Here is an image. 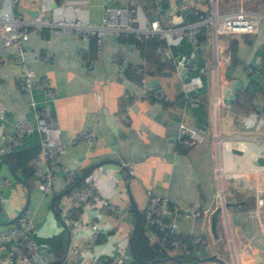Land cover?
I'll use <instances>...</instances> for the list:
<instances>
[{
  "label": "crops",
  "instance_id": "crops-1",
  "mask_svg": "<svg viewBox=\"0 0 264 264\" xmlns=\"http://www.w3.org/2000/svg\"><path fill=\"white\" fill-rule=\"evenodd\" d=\"M109 3L134 8L140 18L132 22L133 27L169 16L174 23L176 15H184V23L192 19L188 12L184 14L180 0H165L166 10L157 0H19L15 5L0 0V14L9 12L29 32L21 49L5 45L0 36V98L5 104L0 120V230L29 208L38 241L33 261L59 263L67 252L69 233L60 205L68 189L63 174L50 191L43 192L36 169L27 177L18 163L20 158H11L4 150L6 135L26 116L51 127V137L65 147L63 161L72 167L81 165L85 170L82 181L91 178L99 185L81 223L75 230L71 228V239L82 238L96 227L100 234L92 246L76 255V261L108 255L121 258L119 264H136L130 241L134 230L126 233L115 227L113 211H95L97 205L112 201L137 227L141 215L149 242L158 243L157 250L170 256L143 264H223L205 258L213 253L228 264H264V205L258 203V196L264 194V128L241 118L264 110V75L260 71L264 64V0H218V10L223 13L243 4L259 15V28L255 33L219 34L215 39L213 28L204 27L199 41L202 51L193 58L202 70L194 75L201 76L203 85L191 90L183 88L175 59L178 54H192L195 47L188 37L169 43L157 35L137 37L134 30H128L109 35L99 44L94 36L56 34L52 27L33 24L37 17H81L98 24ZM200 7L207 11L210 0ZM115 49L124 59L122 65L112 61ZM47 51L51 52L48 57ZM20 58L36 70L37 79L47 76L52 80L54 99H47L40 88L30 93L19 88L23 75ZM249 65L254 67L251 72ZM142 77L148 84L157 79L169 99L145 97ZM231 79L238 80L240 87L233 89L234 99L228 101L222 87ZM245 88L252 93L247 98ZM244 98L251 99L252 107L241 111L236 100ZM123 112L127 120L122 118ZM182 124L201 130L204 141L181 149L179 140L186 135ZM84 126L95 128L96 144L74 140ZM42 135L38 129L23 135L16 149L36 147L40 151ZM2 178L10 182L3 183ZM116 182H121L120 188L115 187ZM148 187L167 195L172 206L204 209L197 216L172 215L178 234L206 238L202 246L190 251L196 261L183 262L180 254L162 248L151 237L142 213ZM219 187L224 199L216 196ZM16 241L8 235L0 243V264Z\"/></svg>",
  "mask_w": 264,
  "mask_h": 264
},
{
  "label": "built area",
  "instance_id": "built-area-1",
  "mask_svg": "<svg viewBox=\"0 0 264 264\" xmlns=\"http://www.w3.org/2000/svg\"><path fill=\"white\" fill-rule=\"evenodd\" d=\"M11 5H15L19 0H9ZM161 1V0H157ZM206 0H180V7L189 10L192 15L187 23L174 24L173 19L169 16L162 19L147 21L145 26L139 25L133 27L132 22L140 18L134 8L126 5L111 4L105 6L103 18L100 23L94 24L81 17H60L50 20L46 17H37L33 20L36 27L47 25L52 27L56 34H72L77 37L94 36L97 43L101 44L107 36L115 34L119 35L128 30H134L137 37H150L157 35L162 39H166L169 43L176 42L177 39L188 37L194 46L199 45L201 31L204 27H212L214 38L217 39L219 34L234 33H255L259 28L260 17L251 13L240 5L239 9L233 12H220L218 10V0H210V8L207 11L201 9V4ZM0 36L3 38L5 45H15L18 48L23 47V43L28 40L29 32L20 25V20L10 14L4 12L0 14ZM161 47H157L158 52ZM51 52H46V57ZM162 58L165 55L161 54ZM112 61L122 65L124 59L117 49L114 50ZM19 63L23 68V75L19 79V88L24 92H32L35 88H40L47 99H54L56 91L52 80L44 76L41 79L36 78V70L27 64L24 58H20ZM248 71H253L254 67L249 65ZM260 71L264 75V64L260 66ZM203 85L200 75H192L183 79V88L185 90L195 89ZM141 86L145 97L152 98L157 101H167L168 95L161 88H155L148 84L146 77L141 78ZM217 103L218 98L215 100ZM5 113V104L0 98V120ZM37 116L39 113L37 112ZM122 118L127 120V114L122 113ZM248 120L252 126H260L264 128V110L260 112H251L241 117ZM186 129V135L180 138L179 147L184 151L198 145L204 141V133L195 126H187L182 124ZM38 129L43 132L41 138V147L39 153L35 155L36 177L38 187L43 192L52 189L53 183L62 173L66 184L67 191L60 200L61 217L64 225L69 229V242L67 252L59 263H52L48 260L33 261L38 254V241L35 237L36 226L30 215V209L26 208L21 212L10 224L0 230V243L8 236L16 237L17 241L13 250L1 261V264H119L122 259L114 257L111 259L108 255L91 256L81 261H76V255L82 250L92 246L100 234V229L96 227L90 233L85 234L82 238L71 239V228H77L81 223L82 215L96 196L99 185L93 179L87 178L81 180L85 170L81 165L72 167L62 159L65 147L61 143H57L50 135L51 127L45 126L39 122H33L26 116L19 118L13 127V131L8 133L4 140V150L11 152L21 143L23 135ZM97 133L93 126L81 127L74 138L76 142L87 144L97 143ZM3 183H9L10 180L1 179ZM121 182H116L115 187L120 188ZM216 196L224 199L225 194L222 187L216 189ZM258 203L264 205V194L258 196ZM209 209L205 208V211ZM96 213L106 214L113 211V225L122 232H132L135 225L127 221L124 209L118 207L112 201H106L97 205ZM204 209L190 210L188 208L180 209L169 203V197L148 187L146 189V203L142 208L145 217V225L152 233L153 240H159L162 248H166L174 254L190 252L202 246L206 242V238L202 236H194L187 238L175 231V223L172 215L182 214L184 216H197L203 214ZM75 236V234H74Z\"/></svg>",
  "mask_w": 264,
  "mask_h": 264
},
{
  "label": "trees",
  "instance_id": "trees-1",
  "mask_svg": "<svg viewBox=\"0 0 264 264\" xmlns=\"http://www.w3.org/2000/svg\"><path fill=\"white\" fill-rule=\"evenodd\" d=\"M158 42H161L160 40ZM162 44V43H161ZM164 44V43H163ZM244 96L245 98L251 96L250 88H245L244 90ZM236 100V107L239 110H248L251 109L250 105V98L248 99ZM39 151L36 147H26V148H17L14 149L9 153V156L12 158V156L19 157L20 160L18 163H20L23 166V171L25 175L31 176L36 169V165L34 161H32V157ZM83 177V176H82ZM82 177L80 178V181L82 180ZM57 204V199L54 201V206ZM138 227L136 230L132 232V251L134 254V259L136 264H143L146 261H153V260H162L163 258L168 259L170 258L169 254L162 252V249L157 250L158 243L151 244L148 240L147 235L145 234V226H144V218H139L138 221ZM179 255V254H178ZM183 262H194L197 260V256L193 253H184L179 255Z\"/></svg>",
  "mask_w": 264,
  "mask_h": 264
},
{
  "label": "water",
  "instance_id": "water-1",
  "mask_svg": "<svg viewBox=\"0 0 264 264\" xmlns=\"http://www.w3.org/2000/svg\"><path fill=\"white\" fill-rule=\"evenodd\" d=\"M164 3H165V0L160 1V4H162V8L164 10H166L168 5L164 4ZM188 11L189 10H185L184 14L187 13ZM30 14H33V16H37V12H30ZM183 16H178V15L174 16V23L175 24L183 23ZM194 47L195 48H194L192 54L186 55V56H184L183 54H178L175 57V59L178 61L177 69H178L179 74H180L182 79L192 76L195 72L199 73L202 71L201 68L198 67V64L196 62H193V58H194L195 54L201 53L202 47L201 46H194ZM150 84L152 86H154L155 88L160 87L159 81L157 79L152 80L150 82ZM238 87H240V82L238 80H235V79H231L227 85L222 87L223 93H224V95L228 101H233L234 96H235L233 93V89L238 88ZM262 152L264 154V149ZM115 160H117V159H115ZM136 229H137V225H135V227H134V230H136ZM67 230H68V233L70 235L69 229H67ZM131 240H132V237H130V241ZM68 242H69V238H68ZM171 257H173L177 260H180V257L178 255H171ZM205 258H207V259L208 258H216V259H219L223 264H228L225 260L218 257L215 253H213L212 255L205 257Z\"/></svg>",
  "mask_w": 264,
  "mask_h": 264
}]
</instances>
